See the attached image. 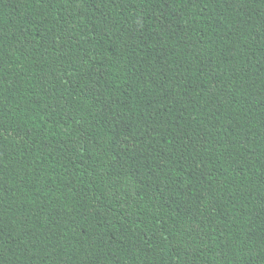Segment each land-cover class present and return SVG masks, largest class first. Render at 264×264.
Wrapping results in <instances>:
<instances>
[{
    "label": "trees",
    "instance_id": "trees-1",
    "mask_svg": "<svg viewBox=\"0 0 264 264\" xmlns=\"http://www.w3.org/2000/svg\"><path fill=\"white\" fill-rule=\"evenodd\" d=\"M0 264H264V0H0Z\"/></svg>",
    "mask_w": 264,
    "mask_h": 264
}]
</instances>
